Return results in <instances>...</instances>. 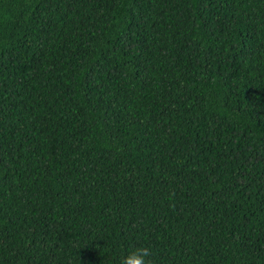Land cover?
I'll use <instances>...</instances> for the list:
<instances>
[{"label":"trees","instance_id":"obj_1","mask_svg":"<svg viewBox=\"0 0 264 264\" xmlns=\"http://www.w3.org/2000/svg\"><path fill=\"white\" fill-rule=\"evenodd\" d=\"M264 264V0H0V264Z\"/></svg>","mask_w":264,"mask_h":264},{"label":"clouds","instance_id":"obj_2","mask_svg":"<svg viewBox=\"0 0 264 264\" xmlns=\"http://www.w3.org/2000/svg\"><path fill=\"white\" fill-rule=\"evenodd\" d=\"M151 255V249L141 245L122 256L120 264H151Z\"/></svg>","mask_w":264,"mask_h":264}]
</instances>
